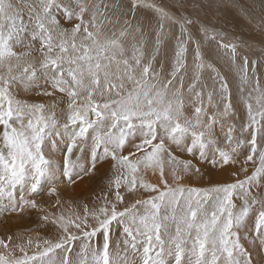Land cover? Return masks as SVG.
I'll list each match as a JSON object with an SVG mask.
<instances>
[{
	"label": "snow or ice",
	"instance_id": "1",
	"mask_svg": "<svg viewBox=\"0 0 264 264\" xmlns=\"http://www.w3.org/2000/svg\"><path fill=\"white\" fill-rule=\"evenodd\" d=\"M140 7L160 17L151 51L129 15ZM164 21L180 31L167 75L163 64L154 67ZM192 24L143 0H129L126 11L121 0H0V199L18 196L10 213L36 212L55 229L35 241L22 232L0 237V264H264V48L250 58L208 27L198 30L237 74V103L246 109L237 134L229 81L213 63L211 85L204 81ZM28 93L48 99L32 102ZM57 136L46 152V139ZM238 163L230 182L189 183L204 177L200 164ZM105 166L112 175L92 207L66 216L61 187ZM45 188L55 197L50 206L37 202ZM242 239L260 242L259 260Z\"/></svg>",
	"mask_w": 264,
	"mask_h": 264
},
{
	"label": "rangeland",
	"instance_id": "2",
	"mask_svg": "<svg viewBox=\"0 0 264 264\" xmlns=\"http://www.w3.org/2000/svg\"><path fill=\"white\" fill-rule=\"evenodd\" d=\"M122 1H124L126 4L129 3V0ZM143 2L155 4L157 7H161L167 12L169 11L168 13L172 17L178 18L180 16H184L193 20V24L188 25L187 28L189 34L193 38L201 42V52L203 54V60H206V62L208 61L209 63H213L216 66L217 70L222 75H225L230 83L231 91L233 92L234 96L233 102L237 105L238 118L234 120V123L236 125L238 134L242 122H246V109L244 108L242 103H237L238 93L235 84L237 83V81L235 80L237 74L234 69L229 67L228 63L222 57V55L218 54L217 42L205 41L204 37L199 33L198 30L201 26H206L210 29L211 32L220 34L217 36V40H219L222 36L225 43H237L239 53H247L249 56H251V53H253L254 51L259 52L261 48H264V31L261 30L262 23H264V0H185L183 5L178 4L176 0H143ZM135 13H137V16L140 14H145L148 16L150 15L151 22H149L150 24L148 25L146 23L144 24L143 20L139 21L132 16L130 18L133 19L134 26L139 25L140 27H142L145 34L144 38L148 41V47L151 51L155 43V32L159 30V24L161 22L160 17L157 13H155L154 9L148 7H140L136 10ZM163 23L164 41L161 45V51L160 55L157 57V62L154 63V67L157 71H159L160 64H163V74L167 75V73L170 71V64L173 59V53L176 46V37L180 35V31L179 26L177 24H173L171 21H164ZM30 36L31 31L29 30V32L24 34L25 42L29 41ZM126 39L129 43L133 42L132 36H129ZM139 39L140 36L137 33L136 42H138ZM185 39H187V37H185ZM207 45L210 46H208L209 49ZM244 45H251L252 48H247ZM35 46L38 48L39 44L37 43ZM194 48L195 45L190 43V51L188 50L187 53L190 74L192 70L191 65ZM206 48L208 49V51H210V53H207L208 51ZM37 55L39 54L37 53ZM214 56H216L217 58ZM205 57L208 59H206ZM221 61H224L222 65H220ZM206 62L205 70L203 71L202 76L204 81L211 85V80L209 79L211 73L210 70L207 69L208 63ZM260 78L263 79V76H260ZM187 83L188 80L185 79V86H187ZM40 84L42 87L45 86L43 79L40 80ZM235 91L237 94H234ZM185 95L187 98V93H185ZM24 98L32 102H39L41 100L48 99L46 97L35 95L34 93L25 94ZM238 106L240 108H238ZM243 116H245V119H243ZM217 132L220 136L221 146H223V133L219 132V128H217ZM48 139L52 140L51 146L46 143L47 141H49ZM58 141V136L47 138L44 144L45 151H54L56 143ZM62 145L60 144V147H63ZM58 154L59 153H57V155ZM176 155L181 159H192V157H189L186 154L180 152H177ZM194 162L198 163V161ZM199 166L201 167L203 172L204 169L208 167V165L205 164H200ZM222 170L229 171V168L227 167L226 169H217L216 174H221ZM236 172H238V170ZM111 175L112 173L109 171L108 167L105 166L101 168L99 173H97L96 175L92 177H86L84 181H77V184L72 185L70 188L62 186L61 199L65 201L62 208L64 214L66 216L75 212H80L82 214V205L84 203H88L89 208H91L92 201L101 193V190L105 188L107 178ZM244 175V173H240L239 178L243 179ZM148 179H150L153 183L156 182V177L149 176ZM232 179L217 182L215 179L204 176L202 179L193 178L191 181H189V183L194 187L207 188L212 184L230 182ZM62 188H66L65 192L62 191ZM145 196H147V193H145ZM17 199L18 196L16 200ZM132 199V197H127L125 202L131 203ZM54 200L55 197H49L47 195L46 188L44 190V194L37 198L38 203L44 204L46 206H50ZM2 201H5V199H1V203ZM6 201L9 202V204L12 203L13 206H15L17 202H15V200H11L13 202H11L10 200ZM12 207L6 206V208L0 209V237L8 234L22 232L26 237L31 236L35 241L43 238H52L55 235L54 226L50 223L45 225L44 222L39 219L38 213L32 212L30 214L16 215L14 213H10L9 210ZM50 210L57 212L60 211L55 208H51ZM118 234L119 229L114 225V237ZM242 243L244 244L245 248L252 253L253 259L259 260L261 253H259L258 251V246L260 242L257 240L255 243H253L251 240L242 239Z\"/></svg>",
	"mask_w": 264,
	"mask_h": 264
},
{
	"label": "bare ground",
	"instance_id": "3",
	"mask_svg": "<svg viewBox=\"0 0 264 264\" xmlns=\"http://www.w3.org/2000/svg\"><path fill=\"white\" fill-rule=\"evenodd\" d=\"M164 1H166V0H164ZM168 1V0H167ZM185 1V0H184ZM121 2L123 3V6H124V10L126 11L127 10V5L128 4H126L124 1H122L121 0ZM189 2V1H188ZM162 3V2H161ZM164 3V2H163ZM161 8V7H160ZM248 10H249V8H248ZM169 12V11H168ZM156 13V12H155ZM225 13H226V11H225ZM139 14V13H138ZM130 15V17H131V14H129ZM142 16V17H141ZM134 18H136L137 20H139V21H141V20H143V22H144V24L146 23L147 25L148 24H150L149 22H151L150 21V15L148 16V15H145V14H140V15H138L137 16V13H135V15H134ZM198 28V27H197ZM208 42V41H207ZM203 43V42H202ZM209 43H211V42H209ZM209 43H207V44H209ZM215 45V44H214ZM209 45H207V47H208ZM210 47V46H209ZM209 47H208V49H209ZM207 49V48H206ZM208 49H207V51H208ZM212 49V48H211ZM190 51V50H189ZM207 53H210V51H208ZM259 54V52L258 51H254L253 53H251V56H250V58L251 57H254V56H256V55H258ZM216 55V54H215ZM214 57H216V56H214ZM206 58V57H205ZM217 58V57H216ZM206 59H208V58H206ZM204 61V60H203ZM239 61V60H238ZM206 62V60L204 61V63ZM223 62L224 61H221L220 63V65H222L223 64ZM206 63H209L208 61L206 62ZM222 67V66H221ZM228 70V69H227ZM226 71V70H225ZM229 72H231V71H229ZM227 73V72H226ZM233 74V73H232ZM258 74H259V76H263V79H261L260 78V83H261V86L262 87H264V70H261V69H258ZM229 76V75H228ZM235 76V75H234ZM230 79H231V77H230ZM235 80L238 82V77L236 76V78H235ZM230 84V83H229ZM236 85H237V83H235ZM234 87V86H233ZM247 87V86H246ZM232 94H233V92H232ZM234 94H237L236 93V91L234 92ZM245 95H246V93H245ZM234 97V96H233ZM238 108H240L239 106H238ZM243 119H245V116H243ZM49 140V139H48ZM47 144H49L50 146L52 145V140H49V141H47L46 142ZM61 145H62V143H61ZM63 146V145H62ZM54 149V148H53ZM229 168V171H223L222 170V172H221V174H216V171L217 170H213V169H211L209 166L208 167H206L205 169H204V176L205 177H208V178H212V179H215L217 182L218 181H227V180H230V179H232L233 177H232V173L233 172H236L237 170H239V168H240V164H238V165H234V166H231V167H228ZM65 190H66V188L65 189H63L62 188V191L63 192H65ZM18 200V199H17ZM17 200H15V202L17 201ZM11 201V200H10ZM11 202H13V201H11ZM44 202V201H43ZM5 206V207H4ZM6 206H8V207H12L13 206V204L11 203V204H9V202H7L6 200L5 201H2V203H1V199H0V209H3V208H6Z\"/></svg>",
	"mask_w": 264,
	"mask_h": 264
}]
</instances>
